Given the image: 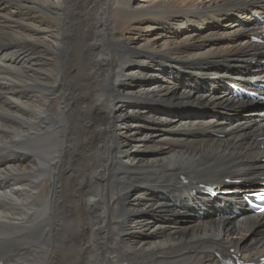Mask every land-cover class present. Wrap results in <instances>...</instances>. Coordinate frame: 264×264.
<instances>
[{
	"label": "bare ground",
	"instance_id": "1",
	"mask_svg": "<svg viewBox=\"0 0 264 264\" xmlns=\"http://www.w3.org/2000/svg\"><path fill=\"white\" fill-rule=\"evenodd\" d=\"M249 36L264 0H0V264L263 257L264 214L200 188L264 176V109L222 82L264 78Z\"/></svg>",
	"mask_w": 264,
	"mask_h": 264
},
{
	"label": "rangeland",
	"instance_id": "2",
	"mask_svg": "<svg viewBox=\"0 0 264 264\" xmlns=\"http://www.w3.org/2000/svg\"><path fill=\"white\" fill-rule=\"evenodd\" d=\"M135 3H136V1H135ZM249 5V4H248ZM247 5V6H248ZM175 6H177V5H175ZM179 24L178 23H176V22H173L172 23V26H170V27H168V28H164V29H162V28H158V29H149V31L148 32H146L147 34H145V35H148V34H151L150 36H153V35H156V34H158V35H161V36H165V35H167V36H170V37H172V34L174 33V29L178 26ZM175 26V27H174ZM208 26H213V28H208V29H214V28H217V29H219V31L221 30V28H223L224 30L223 31H225V32H230L231 30H232V28H230L229 26H227V25H225V26H222L221 28H218L217 27V24L216 23H212V22H208V25L206 26V27H208ZM171 28H174V29H171ZM178 28L180 29V31H183L184 29L186 30L185 31V33H192L193 32V28L190 26V25H180V26H178ZM217 29L215 30V31H217ZM184 33V34H185ZM195 33V32H194ZM184 34H182V36L184 35ZM174 37V36H173ZM181 38V35H178V36H175V39L177 40V39H180ZM137 43H138V41H137ZM21 46H24V45H21ZM21 46L20 45H18V49H21ZM20 47V48H19ZM30 49V48H29ZM37 50V49H36ZM33 51L32 50V56H36L38 53H37V51ZM244 54H242V55H239V56H237V57H234V58H232L233 60H236L238 57H240V56H243ZM232 59H230V60H232ZM56 98H58V96L56 97ZM54 99V100H57V99ZM56 102L57 101H54V107L56 108V112H59V110H58V108H57V104H56ZM180 108H184L185 109V111L187 112L188 110H192V109H194L195 111H196V109L195 108H188V107H179L178 109H180ZM175 109H177V108H175ZM232 108H228V109H222V110H231ZM234 109V108H233ZM213 112L212 111H209V114H212ZM205 115H207L206 113H205ZM125 128H124V126L123 125H120L118 128H117V130H116V133H117V135H119V137H122V138H124L125 137ZM210 134V133H209ZM123 135V136H122ZM211 138L212 139H215V137H212L211 136ZM187 175H191V174H187ZM186 175V176H187ZM192 177H196V178H202V177H200V176H193V175H191Z\"/></svg>",
	"mask_w": 264,
	"mask_h": 264
}]
</instances>
